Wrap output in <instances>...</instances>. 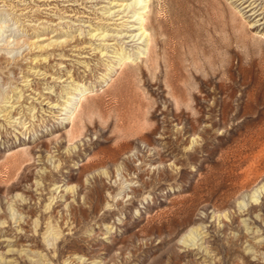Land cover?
I'll return each mask as SVG.
<instances>
[{
    "label": "rangeland",
    "instance_id": "obj_1",
    "mask_svg": "<svg viewBox=\"0 0 264 264\" xmlns=\"http://www.w3.org/2000/svg\"><path fill=\"white\" fill-rule=\"evenodd\" d=\"M107 1L0 0V264H264V0Z\"/></svg>",
    "mask_w": 264,
    "mask_h": 264
},
{
    "label": "bare ground",
    "instance_id": "obj_2",
    "mask_svg": "<svg viewBox=\"0 0 264 264\" xmlns=\"http://www.w3.org/2000/svg\"><path fill=\"white\" fill-rule=\"evenodd\" d=\"M147 1L148 0H108L106 2V5L104 6V14L106 15L107 18L111 19L113 17H116L117 20H122L123 21L121 22L122 30L116 32L115 36L113 35L110 36L107 32L104 31L101 32L95 31L94 33H88L90 39L104 42L106 40H109V37L123 38L125 41L129 43L140 45L141 53L138 54L140 55L143 54L142 52L146 51L145 46H146V40L148 34L146 33L143 26H141V21H142L141 15L146 13L145 4ZM235 1L238 2L239 6H243L242 4L245 2L244 0H235ZM243 9L245 10V12L250 13V16L258 17V20L256 22H259L263 19V17L260 16L261 12H257V10H255L251 5L243 6ZM99 53H101V56L105 55L100 50ZM123 58L124 55H120L118 57V61L123 60ZM129 59H130L129 57H126V60ZM76 101H77L76 98L71 99V102L69 103L68 107L65 110L66 111L65 114L69 113V111L72 109ZM13 210L14 209H12L11 211ZM13 217L11 216L12 220L14 219Z\"/></svg>",
    "mask_w": 264,
    "mask_h": 264
}]
</instances>
